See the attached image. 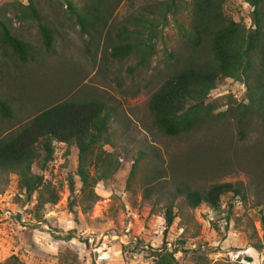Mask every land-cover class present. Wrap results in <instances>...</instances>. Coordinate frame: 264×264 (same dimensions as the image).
<instances>
[{
  "label": "rangeland",
  "instance_id": "rangeland-1",
  "mask_svg": "<svg viewBox=\"0 0 264 264\" xmlns=\"http://www.w3.org/2000/svg\"><path fill=\"white\" fill-rule=\"evenodd\" d=\"M66 1L85 0H32L52 30L53 42L44 50L36 24L12 17L28 1L0 0L11 32L36 52L28 63L5 62L0 94L11 98L14 127L56 102H102L110 116L101 149L114 153L119 166L95 184L97 201L80 203L77 150L52 142L45 167L35 160L31 171L52 187L57 201L38 210L36 193L26 198L9 174L0 191V263L14 256L20 264H152L151 251L164 247L178 264H264V120L242 116L248 82L217 78L204 100L213 105L210 115L185 135L165 136L152 123L150 94L173 68L207 56L182 36L190 5L168 18L148 66L136 67L135 56L112 58L108 51L113 33L146 0H121L99 36L80 32ZM220 10L252 29V8L244 0H223ZM155 174L157 179L150 180ZM215 183H230L239 194L222 195L216 208L186 206L183 189L203 191ZM169 205L173 219L164 230L163 211Z\"/></svg>",
  "mask_w": 264,
  "mask_h": 264
},
{
  "label": "trees",
  "instance_id": "trees-1",
  "mask_svg": "<svg viewBox=\"0 0 264 264\" xmlns=\"http://www.w3.org/2000/svg\"><path fill=\"white\" fill-rule=\"evenodd\" d=\"M27 5H18L12 17L17 20H32L39 32L44 50H49L52 30L41 18L32 0ZM121 0H85L78 5L66 1V8L73 15L83 34L99 36L107 26L112 10ZM133 2L135 0H126ZM223 0H146L126 19L114 33V44L108 54L112 58L136 57V67L148 66L155 53L156 39L169 17H176L186 5H190L188 28L183 38L193 49L206 51V58H188L176 66L150 94L148 111L152 123L169 137L189 133L204 118L213 105L204 103L208 92L214 88L219 77L248 82L247 104L242 107V116L254 114L264 120V0H244L252 8V29L224 17L220 6ZM0 9V80L5 62L23 64L35 59L36 52L27 42L11 32V18ZM92 38V37H91ZM258 69H256V60ZM10 97L0 94V191L7 183L9 174L16 176V186L25 197L36 193V209L45 204H54L56 194L51 186L44 184L40 175L31 171L33 161H39L42 169L50 160L52 142L74 145L77 150L74 175L80 182V203H94L98 196L93 189L98 181L108 178L119 166V159L112 152L101 149L107 141L110 109L95 99L64 100L56 102L31 115L28 120L14 127V112ZM14 122V123H13ZM3 124L10 125L7 128ZM67 153V150L65 151ZM141 157L137 153L136 158ZM136 161L131 164L129 178L134 177ZM158 174L150 180H156ZM69 184V190L71 191ZM144 188V193L151 189ZM184 202L190 209L199 204L216 208L222 195L239 194L230 183H215L203 191L182 190ZM89 205L81 206L84 212ZM171 206L163 211L164 230L172 223ZM264 224V213L260 216ZM259 248V246H253ZM152 264H178L173 252L164 247L151 251ZM60 262V261H59ZM0 264H20L10 256Z\"/></svg>",
  "mask_w": 264,
  "mask_h": 264
},
{
  "label": "built area",
  "instance_id": "built-area-1",
  "mask_svg": "<svg viewBox=\"0 0 264 264\" xmlns=\"http://www.w3.org/2000/svg\"><path fill=\"white\" fill-rule=\"evenodd\" d=\"M101 258H103V259H104L105 257H101Z\"/></svg>",
  "mask_w": 264,
  "mask_h": 264
}]
</instances>
